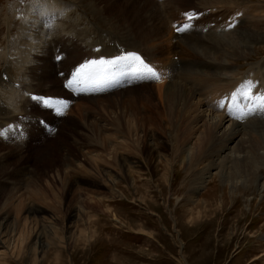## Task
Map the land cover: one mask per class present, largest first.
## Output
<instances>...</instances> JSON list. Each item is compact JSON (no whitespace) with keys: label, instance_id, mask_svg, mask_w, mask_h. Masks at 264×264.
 Listing matches in <instances>:
<instances>
[{"label":"rangeland","instance_id":"rangeland-1","mask_svg":"<svg viewBox=\"0 0 264 264\" xmlns=\"http://www.w3.org/2000/svg\"><path fill=\"white\" fill-rule=\"evenodd\" d=\"M182 1L0 0V264H264V126L242 132L232 143L241 156L193 192L219 147L206 138L213 116L227 118L216 134L264 123V63L248 68L264 59V39L230 55L240 74L229 86L197 67L187 77L184 64L204 56L183 44L191 32H264V0ZM132 51L159 80L64 86L86 60ZM178 85L187 96L171 102ZM33 95L67 107L58 114Z\"/></svg>","mask_w":264,"mask_h":264},{"label":"bare ground","instance_id":"bare-ground-1","mask_svg":"<svg viewBox=\"0 0 264 264\" xmlns=\"http://www.w3.org/2000/svg\"><path fill=\"white\" fill-rule=\"evenodd\" d=\"M131 1H133V0H131ZM184 1V0H183ZM182 1V2H183ZM206 1H208V0H206ZM247 1H249V0H243V2L242 3H246ZM137 2V1H136ZM152 2V1H151ZM165 2V1H164ZM175 2V1H174ZM154 3V2H153ZM163 3V2H162ZM176 3V2H175ZM216 3V2H215ZM75 4V3H74ZM87 4V3H86ZM148 4H150V3H148ZM147 4V5H148ZM166 4H167V2H166ZM201 4H206V2H204V3H201ZM88 5H89V3H88ZM129 5V4H128ZM139 5V4H138ZM151 5V4H150ZM176 5V4H175ZM210 5V4H209ZM79 6V5H78ZM90 7V6H89ZM146 7V6H145ZM151 7V6H150ZM175 7V6H174ZM254 7V6H253ZM245 8V7H244ZM141 9V8H140ZM167 10V9H166ZM248 11H249V8L247 9ZM148 13V12H147ZM252 13V12H251ZM154 14V13H153ZM169 14V13H168ZM104 15V14H103ZM138 16V15H137ZM168 16V15H167ZM129 17V16H128ZM158 17V16H157ZM257 17V16H256ZM255 17V18H256ZM139 18V17H138ZM6 19V18H5ZM137 19V18H136ZM10 20V19H9ZM133 20V19H132ZM144 20H145V18H144ZM169 20V19H168ZM174 20V19H173ZM139 21V20H138ZM147 21V20H146ZM171 21V20H170ZM109 22V21H108ZM118 22V21H117ZM141 22V21H140ZM169 22V21H168ZM110 23V22H109ZM132 23V22H131ZM130 23V24H131ZM136 23H138V22H136ZM111 25V24H110ZM135 25V24H134ZM134 25L132 26V27H134ZM146 25V24H145ZM149 25V24H148ZM138 27V26H137ZM146 27H147V25H146ZM31 28V27H30ZM30 28H28V29H30ZM32 29V28H31ZM239 29V28H238ZM238 29H236V30H238ZM63 30V29H62ZM211 30V29H210ZM61 31V30H60ZM126 31V30H125ZM172 31V30H171ZM14 32V31H13ZM108 32V31H107ZM150 32H152V31H150ZM65 33V32H64ZM171 33V32H170ZM207 33V32H206ZM206 33H205V35H206ZM226 33H228V32H226ZM184 33H182V32H179L178 33V36L179 37H182V38H184V36L185 35H183ZM188 35L190 34V33H187ZM191 34H193V36L191 35H189V36H187V38H184L183 39V44L185 45V46H188V50L190 51L189 53L190 54H196V46L198 47V48H201V51L200 52H202V54H203V56H204V60H205V62H204V60H196V62L194 63V64H192V63H186V64H184V68L186 69V71L188 72V74H187V77H192V71L194 70V68L195 67H197V70L200 72V73H204V74H207V75H211L212 76V78H217V79H220L221 81L223 80V81H225L226 83H223V85H225V86H229V84H231V82H233V81H235L236 79H237V76L240 74L239 72H237V71H239L238 70V66L236 65V63H234L235 62V59H234V57H239L236 53H240V57H242V56H245V57H247L249 54H251V52L253 51L252 50V48H251V46H252V43H255V42H253L252 40L253 39H257V40H263L264 39V32H262V31H256L255 29H251V30H244V32L243 33H241V36H240V34H239V37H237V40H235V39H232V40H226V37L225 38H219V39H216V38H214V37H212L210 34H208V35H210V36H204V37H200L199 35H197L196 36V34L195 33H192L191 32ZM200 34H204V33H200ZM233 34V33H232ZM72 35V34H71ZM120 35V34H119ZM126 35V34H125ZM180 35H182V36H180ZM216 35V34H215ZM38 36V35H37ZM202 36V35H201ZM151 37V36H150ZM175 37V36H174ZM217 37V36H216ZM80 38V37H79ZM137 39V38H136ZM180 39V38H179ZM152 42V41H151ZM179 42V41H178ZM233 42V43H232ZM263 42V41H262ZM177 44V43H176ZM81 45V44H80ZM155 45V44H154ZM178 45V44H177ZM152 46V45H151ZM157 47V46H156ZM155 47V48H156ZM135 48V47H134ZM146 48V47H145ZM210 48H214V49H220V50H222V52H223V54H221V55H219V56H217L215 53H212L209 49ZM234 48H236V51L234 52V53H226V50H224V49H234ZM138 49V48H137ZM152 49V48H151ZM198 50V49H197ZM89 52V51H88ZM146 52V51H145ZM191 52H193V53H191ZM200 52H199V54H200ZM147 53V52H146ZM148 54V53H147ZM189 54V55H190ZM151 55V54H150ZM153 55V54H152ZM230 55H233L234 57L233 58H230L231 56ZM13 56V55H12ZM191 56V55H190ZM215 56L217 57V58H215ZM17 57V56H16ZM215 58V60H209V59H211V58ZM199 58V57H198ZM244 59V58H243ZM262 59V58H261ZM260 59V60H261ZM237 60H239V59H237ZM208 61H213V63H208ZM1 62V61H0ZM21 62V61H20ZM179 63V62H178ZM264 63V59L262 60V61H260V62H258L255 66L254 65H251L250 67H248V68H254V67H258L260 64H263ZM171 64V63H170ZM181 65V64H180ZM197 65V66H196ZM209 65H211V68H210V66ZM239 65V64H238ZM17 66V65H16ZM208 66V67H207ZM166 67V66H165ZM206 68V69H205ZM247 68V69H248ZM169 69V68H168ZM167 69V70H168ZM182 69V68H181ZM180 70V69H179ZM171 71V70H170ZM182 71V70H181ZM243 73V72H242ZM174 74V73H173ZM10 75V74H9ZM8 75V76H9ZM182 75V74H181ZM211 76H210V78H211ZM245 76V75H244ZM184 77V76H183ZM195 77V76H194ZM196 77H198L197 75H196ZM200 77V76H199ZM202 77V76H201ZM242 76H240V78H241ZM203 78V77H202ZM207 78V77H206ZM239 78V79H240ZM188 79V78H187ZM187 79L185 78V80L187 81ZM199 79V78H198ZM214 79V80H215ZM191 79H189V81H190ZM193 80V79H192ZM213 79H212V81H214ZM202 81V80H201ZM238 81V80H237ZM194 82V81H193ZM210 83H211V81H209ZM208 82V83H209ZM219 82V81H218ZM186 83V82H185ZM193 83H191V85H192ZM200 84H202V83H200ZM227 84V85H226ZM190 85V86H191ZM208 85V84H207ZM220 85V84H219ZM175 86V85H174ZM211 86L212 87H214V88H217V82H213V83H211ZM195 87H198V86H195ZM199 88V87H198ZM198 88H195V89H198ZM213 88V89H214ZM194 89V90H195ZM207 89V88H206ZM205 89V90H206ZM219 89V88H218ZM217 89V90H218ZM185 89H182V86L181 85H178V86H176V87H174V88H170V90L169 91H167V94H168V97H167V99L168 100H170L171 102L172 101H177L178 99H180V100H183L184 101V96H187V95H185L184 93H182V92H180V91H184ZM201 90V89H200ZM210 89H208L207 91H209ZM216 90V89H215ZM61 91V90H60ZM198 91V90H197ZM196 91V92H197ZM211 91V90H210ZM200 92V91H199ZM209 93V92H208ZM199 94V93H198ZM194 97V96H193ZM1 100V99H0ZM13 101V100H12ZM18 102V101H17ZM188 102H189V99H188ZM200 105L202 104L203 105V103H202V101L200 100V99H198V101H197ZM13 103V102H12ZM207 106H208V103H207ZM209 107V106H208ZM211 110V109H210ZM209 112V111H208ZM211 112V111H210ZM214 112V111H213ZM11 114V113H10ZM216 114V113H215ZM214 113H212V115H215ZM0 115H2V114H0ZM13 116V115H12ZM215 120V121H214ZM225 121H227V118L221 113L220 115H218V114H216L215 116H213L212 117V122H211V124L213 125V126H211V128H210V133L211 134H208V137H206V138H210V140H214V138H216V141H217V144L219 145V147L218 148H216L217 150H215V154L214 155H212V157H211V159L210 160H208V162H207V164H205L206 165V167H207V169L205 170V173L203 174V176H202V179L198 182V185L196 186V190H193V192H195V194H198V193H200L203 189H205V187L208 185V183H209V181H210V179L212 178V176H213V173L210 171V169H212V168H217V167H221L223 164H225L224 162H225V159H227V158H234V157H236V158H239V156H241V155H239L238 157H237V155H236V152H235V147H236V144L234 145V146H232L233 144V142H234V140L238 137V136H240L241 135V133L242 132H244V131H246V130H249L248 128L250 127V129H252L251 127L252 126H255V127H253V129H257L258 127H263L264 126V123H260V122H258V123H251L252 125H246V126H244V127H241V123H238V122H235V121H232L231 122V124H230V128L228 129V130H226V129H224V130H222L223 132L221 133V134H216V128L218 127V126H220L223 122H225ZM199 122H197L196 124H198ZM202 123V122H201ZM248 123V122H247ZM249 124V123H248ZM208 126H209V124H208ZM213 127H215V128H213ZM220 128V127H219ZM206 129H208V128H206ZM218 129V128H217ZM252 129V130H253ZM216 130V131H215ZM207 131V130H206ZM214 131H215V133H214ZM256 131V130H255ZM255 131H250V132H244V135L246 136L247 134L248 135H250V133L251 132H255ZM220 132V131H219ZM208 133V132H207ZM214 133V134H213ZM216 135H217V137H216ZM207 141V140H206ZM263 142H264V140H263ZM216 143V142H215ZM207 144V143H206ZM221 144V145H220ZM208 146V145H207ZM207 146H205L206 148H207ZM212 147V146H211ZM228 150H230V151H232V152H227ZM207 151V150H206ZM235 152V153H234ZM190 153V151H188V154ZM210 153V152H209ZM262 153H264V152H262ZM212 154H213V152H212ZM241 154V153H240ZM209 155H211V154H208V156ZM186 156H188V155H186ZM190 157V156H189ZM245 157V156H244ZM242 158V157H241ZM184 159V158H183ZM186 159V158H185ZM253 160V159H252ZM255 160H257V158L255 159ZM184 161V160H183ZM203 161V160H202ZM201 161V162H202ZM248 161V160H247ZM250 161V160H249ZM254 161V160H253ZM249 163V162H248ZM220 166H219V165ZM250 167V166H249ZM253 168V167H252ZM255 168V167H254ZM248 169V168H247ZM215 171V170H214ZM137 174H138V172H137ZM200 179V178H199ZM134 183H135V180L133 179V181H132V185H134ZM262 188H263V190H264V182H263V184H262ZM194 194V195H195ZM195 197H193L192 196V201H193V199H194ZM189 201V200H188ZM6 235V234H5ZM5 235H2V234H0V248H6V249H8V240H6L5 239ZM39 239V238H38ZM8 242V243H7ZM18 242V241H17ZM10 246L12 245L11 244V242H10V244H9ZM14 245H16V244H14ZM17 246V245H16ZM10 248V247H9ZM15 248V247H14ZM6 249H5V251H6ZM13 249V248H12ZM2 251V250H1ZM4 251V252H5ZM8 251V250H7ZM0 253H2V252H0ZM5 254V253H4ZM3 254V255H4ZM7 254V253H6ZM21 254V253H20Z\"/></svg>","mask_w":264,"mask_h":264},{"label":"snow or ice","instance_id":"snow-or-ice-1","mask_svg":"<svg viewBox=\"0 0 264 264\" xmlns=\"http://www.w3.org/2000/svg\"><path fill=\"white\" fill-rule=\"evenodd\" d=\"M185 15L189 20L193 19L191 13H185ZM189 27L190 24L187 23L183 26H176V31L183 32ZM232 27L234 25L230 24L229 28ZM56 58L61 59L60 56ZM122 76L140 80L160 79V73L139 53L132 51L113 56L110 59L101 57L100 59L86 60L71 73V78L66 80L64 86L70 90L99 91L103 90L104 86H110ZM31 99L43 103L46 107L55 108L58 114H63V109L67 107V102L53 100L50 97L33 95ZM260 99L261 106L264 107V96H261ZM240 118H243V115Z\"/></svg>","mask_w":264,"mask_h":264}]
</instances>
